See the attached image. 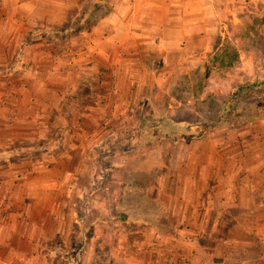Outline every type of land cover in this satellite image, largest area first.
Segmentation results:
<instances>
[{
	"label": "crops",
	"instance_id": "0c3cea01",
	"mask_svg": "<svg viewBox=\"0 0 264 264\" xmlns=\"http://www.w3.org/2000/svg\"><path fill=\"white\" fill-rule=\"evenodd\" d=\"M244 1L107 0L75 27L72 0H0V264H63L80 194L94 207L77 264L246 263L264 239V128L187 138L196 108L174 95ZM166 120L186 131L158 134ZM131 125L154 131H112ZM106 137L97 172L91 147Z\"/></svg>",
	"mask_w": 264,
	"mask_h": 264
},
{
	"label": "rangeland",
	"instance_id": "374dc122",
	"mask_svg": "<svg viewBox=\"0 0 264 264\" xmlns=\"http://www.w3.org/2000/svg\"><path fill=\"white\" fill-rule=\"evenodd\" d=\"M72 2L77 8L74 16L71 15L72 20L74 19V23H72L75 27L77 25L90 26L91 23L109 9L107 0H72ZM242 5L229 21L226 27V38L223 42L234 43L242 57L240 62L233 67V70L227 74L228 78L226 76L224 77L225 80L221 81L222 79L218 80L216 78V80L215 77H211L201 95L192 97L191 92L196 91V84L199 80L198 75L192 74L194 71L192 69L188 71L187 78L183 79L179 88H176V91H174L176 98L180 100L190 98L189 100L193 101V107L196 108L195 113L189 114L187 121L183 123L188 129L186 133L184 132L187 138L189 136L199 137L210 134L217 130V128L219 130L221 129V132L225 135L227 133H234V130L231 132L230 130L228 131V125L235 129L236 133L246 123L252 125L253 133H259L264 128V126H259L260 124L258 122L259 120H264V0L257 2L245 0ZM246 81L250 82L248 86L243 85ZM179 82L180 80L178 78L176 85ZM112 131L116 132L118 138H126L129 134L144 135L148 131L152 132L154 130L151 127L131 125L126 128L116 127ZM157 132L160 135L166 133L161 128ZM179 134L182 135L183 133ZM107 137L101 143H96L91 147L92 150L89 157L90 165L96 167L97 172L100 169L102 170V165L109 166V160L106 158L103 159L101 155H105L106 151H109V148H112L115 143L108 140ZM180 137L182 138L183 136ZM133 141L128 142L125 140L120 144L129 147L133 143L137 146L145 143L144 139L140 136ZM1 160L2 157H0V163ZM50 160V158H29L24 159L22 163L25 165H32L33 163L44 166L54 165V158ZM108 174L109 170L104 175L107 176ZM40 176L45 180L51 175L42 173ZM79 196L82 197L83 195L80 194ZM79 196L75 200L74 207L72 206L79 211L75 213V230L78 232H76L75 237L68 240L69 251H73V254H70V252L69 254L72 255L74 264H77L78 259L83 255L85 247H87V242L89 241L88 236L91 231V221L88 220L90 215L87 217L86 214L88 208L92 210V207H94L92 204L89 206V203L86 206L85 203H82ZM138 198L140 199L141 197ZM139 199L135 198L134 202L138 203ZM141 200L143 201V199ZM69 207L70 205L68 204V206L62 208L61 213L63 216H66V211L70 209ZM240 256H242L240 260L246 261L245 264H264V239L260 240L256 238L251 249L240 252ZM63 261H66L67 264L69 262L66 259H63ZM58 264H61V261Z\"/></svg>",
	"mask_w": 264,
	"mask_h": 264
},
{
	"label": "trees",
	"instance_id": "16d2710c",
	"mask_svg": "<svg viewBox=\"0 0 264 264\" xmlns=\"http://www.w3.org/2000/svg\"><path fill=\"white\" fill-rule=\"evenodd\" d=\"M97 19L93 23H91L90 26H92L97 21ZM80 27H82V26L80 25ZM87 27H89V26H87ZM240 59H241L240 51L237 48V46L234 45V43H230V42L223 43L218 48L217 51L208 55L207 58L204 59L203 71H201L200 68H196L192 72V74H196L199 76V80L196 84L197 89H196V91L191 92L192 97H198L199 95H201L204 87L206 86L208 80L211 77H215V78L225 77L233 69V67H235L240 62ZM187 76H188L187 73L182 74L180 76V78H179L180 82L176 88H179L180 83L183 81L184 78L186 79ZM249 84H250L249 81H246L243 83L244 86H248ZM161 128L163 130H165L166 135L178 133L179 131H181V132L186 131L184 126L178 125V124L172 122L171 120L164 121ZM72 252L73 251H71L70 254ZM70 254L67 255L66 251L60 252L61 257L64 260L65 259L68 260L69 262L71 261L70 257L72 256ZM63 264H67L66 261ZM103 264H106V262H103Z\"/></svg>",
	"mask_w": 264,
	"mask_h": 264
}]
</instances>
